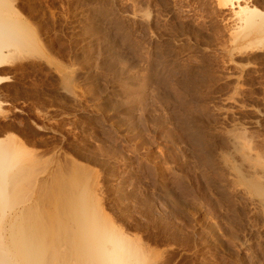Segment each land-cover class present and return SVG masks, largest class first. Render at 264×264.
Returning a JSON list of instances; mask_svg holds the SVG:
<instances>
[{
    "label": "rangeland",
    "instance_id": "rangeland-1",
    "mask_svg": "<svg viewBox=\"0 0 264 264\" xmlns=\"http://www.w3.org/2000/svg\"><path fill=\"white\" fill-rule=\"evenodd\" d=\"M15 1L17 7L21 5L26 16L20 17L27 22V27L31 34L37 37L40 47L36 46L37 48L31 51L21 53L22 56L9 66L11 71L7 76L11 79L0 89L2 143L16 144L14 147L18 146L17 152L25 156L24 161L29 168L32 166L34 173L46 174L50 168L56 169L60 159L66 183L76 193L86 187L97 211L107 223L121 228L138 241L145 249L148 263L248 264L244 257L237 253L235 244L239 242V236L254 242V232H259L264 240L262 221L250 214L244 227L238 228L226 219L230 213L227 211V203L220 204L221 198L216 197L207 182L215 173L207 170L206 166L203 167V151L190 140L184 128L181 129L180 125V128H177L178 124L167 121L146 124L151 120L146 122L143 119L144 123H141V114L137 112L140 110L141 100L134 98L124 102L122 96H125L117 94L123 87L121 71L125 68L124 60L116 62L111 70L106 71L108 57L105 58V49L102 51L99 44L80 51L77 55L78 51L71 37L72 29H68V26L64 29L61 24L67 21L68 25V22H71L72 16L68 17L71 7L79 9L81 6L80 8L83 7L87 11L88 7L101 3L98 4V0ZM125 1L127 0H117L118 11L123 15V9H127L130 4ZM181 4L185 9L184 13H178L181 18L185 16V20L189 22L190 17V23L195 21L193 26L199 25L197 28L202 23V28H199L202 32L206 28L204 22L212 28V31H209L208 27V30L205 29L206 33L208 32L204 40L208 43L204 44L207 48L204 46V51L199 49L200 52L192 54L202 63L199 64L203 72L202 76L199 75L202 81L189 89L187 96L182 98L184 101L186 98L188 104L182 100V106L186 104L197 125L206 128L203 130L206 131L205 137L208 135L205 143L215 139L218 142L224 140L228 137L227 133L230 134L229 130L240 127L242 129L244 126V131L247 129L245 132L250 135V144L254 147L258 144L264 147V48L260 50L261 48L253 46H233L228 34L232 24L229 15L231 11L225 9L218 12L214 0H183ZM75 5L78 7H74ZM63 13L66 15V21L61 20L65 18ZM123 17L121 19H124ZM58 28L61 29L57 31ZM134 30L136 40H139V29L136 25ZM83 35L86 36H81ZM118 45L120 52H123L122 44ZM236 47L238 48L235 49ZM88 66L94 67L91 69L93 78L85 76L84 70ZM102 66L106 67L103 69ZM67 74L71 76L72 82L68 80ZM158 104H153V107L157 109L156 113L162 114ZM129 105L134 106L135 113L131 117L134 128L127 131L123 119L127 116ZM150 105L152 106L151 102ZM154 127L157 131H153ZM207 128L214 132L209 134ZM46 139L50 141H47L48 146H44L47 143L41 144ZM55 145L62 146L60 156L54 149ZM260 145L257 147L260 148ZM178 148H183L186 152ZM30 150L36 155L35 163L31 162L32 164L31 157L27 155H30ZM207 172L212 174L208 175V178ZM28 176L29 173L21 182V192L26 194L30 193ZM166 183L172 187L174 198L169 199L161 191L160 186ZM52 184L53 189L57 191L58 182L54 179ZM11 188H14L13 183ZM230 191L232 193V190ZM176 200L179 204H176ZM226 212L228 213L225 214Z\"/></svg>",
    "mask_w": 264,
    "mask_h": 264
},
{
    "label": "bare ground",
    "instance_id": "bare-ground-1",
    "mask_svg": "<svg viewBox=\"0 0 264 264\" xmlns=\"http://www.w3.org/2000/svg\"><path fill=\"white\" fill-rule=\"evenodd\" d=\"M181 1L183 2V0H127L125 2L130 4L127 9H123L125 13L123 15L118 11L117 0H98L97 3L101 5L88 7L87 11L83 7L80 8L81 6L79 9L71 7L68 17L72 16L70 17L72 20L68 22V25L64 13L62 15H65V18L61 20L64 19L65 24L59 21L64 29L67 26L68 29H72L71 37L78 51L77 55L80 51L99 44L102 51L105 49L103 51L106 54L105 58L108 57L106 71L111 70L116 62L120 63L119 61L124 60L125 66L123 67L125 68L121 71L122 81L119 80L123 82V87L117 94L125 96H122L124 102L132 101L131 99L134 98L141 100L140 110L137 111L141 114V123H144L143 119L146 122L151 120L146 124L152 122L159 124L162 121L176 123L178 124H175L176 127L184 128L190 140L200 146L204 154L205 165L203 167L206 166L207 170L215 173L212 175L207 172V178L208 175H212V179L208 178V185L213 188L211 191L214 190L216 197L221 198L220 204L227 203L229 206L224 205L229 208L227 211H230V213H225H228V216L225 215L226 219L236 224L238 228H242L249 215L253 214L262 221L264 226V149H261L264 147L258 144L260 145L258 148V145L254 147L250 144L252 141L249 139V133L245 132L247 129L244 131V126L243 130L240 129L241 127L229 130L228 137L226 136L224 140L221 138L223 141L218 142L217 139L207 141L208 146L204 142L208 136L205 137L204 132L206 131L203 132L206 128L203 129L202 126L197 125L190 109L186 108L188 104L186 98L185 101L183 100L189 89L199 85V81H202L199 78V75L203 74L200 66L202 63L192 54L200 52L199 49L203 50L204 46L208 45L204 41L207 38L205 34L208 36V32L205 31L208 23L202 21L206 26L205 32H202V29H199L202 23L197 28L199 25L193 26L195 21L190 23V17L187 16L189 22L185 20V16L181 18L179 11L184 13L185 10ZM16 2L15 0H0V89L11 79L7 76L11 71L10 64L22 56L21 53L31 51L40 45L37 37L33 36L27 27V22L20 17L26 15L22 12L20 4L18 5L20 7H17ZM214 3L218 12L225 9L231 11L229 15L232 24L229 26L228 34L233 46L241 45L244 48L253 46L261 48L260 50L264 48V0H214ZM76 6L78 7V5L74 7ZM122 16L124 19H121ZM135 25L139 29V36L135 32L139 40H136L134 34ZM60 29L58 28L57 31ZM82 34L86 36L82 37ZM118 44H122L123 52H120ZM104 67L102 66L103 69ZM93 68L83 67L85 76L93 78L94 73L91 70ZM67 78L70 79L69 81L72 80L68 74ZM176 99L177 102H175ZM107 100L110 101L109 98ZM182 100L186 103L183 102L185 107L180 102ZM111 103L118 105L116 102ZM157 103L160 105L157 107H161L163 111L162 114L156 113L157 109L153 107V104L156 106ZM150 106L154 109L152 110ZM133 107L129 105L127 116L123 119L126 124L124 128L127 131L133 127L131 118L135 113ZM100 116L103 118L102 114ZM155 128L153 131H157ZM211 132L209 131V134H212ZM216 132L218 133L217 130ZM63 140H61L62 143ZM47 141V139L43 142L41 140L42 143H40L45 144ZM48 143L44 146H48ZM14 145L16 144H3L0 140V264H151L147 262L145 249L135 238L133 239L114 224L106 222V219L95 208L94 200L86 187L76 193L66 183L63 176L65 171L60 159H58L56 169L51 170L50 168L49 171H45L46 174L34 173L30 164L35 163V153L31 150L29 153L32 156L27 153L28 157H31L29 164L31 168H29L27 162L24 161L25 156L17 152L18 146L14 147ZM60 146L57 145L54 148L58 156H60L62 147ZM181 149L186 152L187 148ZM181 149L179 150L182 151ZM62 157L65 158V156ZM28 173L27 184L30 193L26 194L21 192V182ZM174 176L177 175L174 174ZM54 179L59 185L57 191L53 189ZM12 183L14 188H11ZM167 183L160 186L161 191L169 199L174 198L172 187ZM176 204L179 202L177 201ZM254 233L256 235L254 242L251 243L239 236L240 240L235 244V248L248 264H261L264 263V240L259 232Z\"/></svg>",
    "mask_w": 264,
    "mask_h": 264
}]
</instances>
